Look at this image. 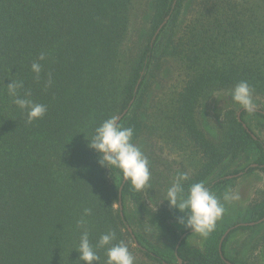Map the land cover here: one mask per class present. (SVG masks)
<instances>
[{
  "label": "trees",
  "instance_id": "16d2710c",
  "mask_svg": "<svg viewBox=\"0 0 264 264\" xmlns=\"http://www.w3.org/2000/svg\"><path fill=\"white\" fill-rule=\"evenodd\" d=\"M173 3L0 0V264H85L75 249L81 234L77 221L89 207L91 243L95 246L101 234L113 230L115 242L129 246L136 264H178V259L183 264H227L220 255L217 228L205 250L187 239L179 246L182 234L193 230L183 225L180 235L168 225L182 215L173 207L149 213L168 237L170 249L144 245L134 232L143 250L136 248L126 213L123 220L118 208L122 174L114 170L116 182L89 147L95 128L129 106L147 67L135 103L121 123L134 128V143L145 133L157 132L178 147L194 148L204 164L186 187L206 183L242 156L259 166L249 172H264V141L259 137L256 142L238 121L244 109L225 115L227 128L219 129L217 141L206 136L196 119L203 98L231 92L242 80L253 89L255 108L264 112V0H178L174 9ZM168 16L152 50V40ZM42 52L47 58L37 79L31 64ZM165 58L175 60L187 80L167 110L152 109L158 116L153 124L147 99ZM49 73L53 83L46 87ZM12 79L23 82L21 94L30 90L31 100L47 106L43 118L28 123L26 112L7 95ZM248 114L264 120L260 113L243 111V123ZM128 197L142 202L130 183L123 190L124 208ZM243 219H264V199L250 206ZM99 255L104 264L105 250ZM223 255L232 264H242L228 259L226 241Z\"/></svg>",
  "mask_w": 264,
  "mask_h": 264
},
{
  "label": "rangeland",
  "instance_id": "374dc122",
  "mask_svg": "<svg viewBox=\"0 0 264 264\" xmlns=\"http://www.w3.org/2000/svg\"><path fill=\"white\" fill-rule=\"evenodd\" d=\"M161 64L160 70L155 73L152 80L151 93L147 99V108L149 105L152 107L150 113H152L153 119L158 116L155 113L157 111L154 112L152 109L165 108L167 110V104L176 98L187 80L186 73L180 69V65L175 60L165 58ZM240 108L241 106L232 100L231 92H212L210 96L203 98L196 108L198 126L209 139L217 141L219 129L227 128L225 115L228 112L238 111ZM245 121L251 133L264 141V120L259 116L248 114L245 116ZM154 123H156V119L153 120ZM156 133H145L135 142L150 161L151 188L140 192L141 203L128 197L125 201L124 211L132 230L144 242V245L151 244L170 249L168 237L164 236L162 228L150 218L149 213L171 208L169 202L164 199L167 188L175 179L176 174L187 172L189 179H192L201 172L204 161L194 148L178 147V145L160 138ZM251 165L253 164L242 156L238 163L223 167L220 175L217 173L209 178L207 185L234 175L235 170L242 172ZM118 180L117 177L115 181L118 182ZM226 182L230 183L224 187L216 188V185L212 189L214 194L222 196L225 191L232 189L239 194V200L226 204L225 213L216 222L214 229L217 228L220 242L231 228L240 224L258 222L259 220L245 223L243 218L250 206L264 199V172L260 170L248 172L244 176L223 181L221 184ZM168 225L180 235L184 232V227L179 222L169 221ZM208 237L209 235L205 237L195 232L190 234L187 240L189 245L205 250ZM225 241L228 259L242 264H264V222L253 227L248 226L246 229H235ZM172 264L177 263L172 261Z\"/></svg>",
  "mask_w": 264,
  "mask_h": 264
},
{
  "label": "clouds",
  "instance_id": "9594fccd",
  "mask_svg": "<svg viewBox=\"0 0 264 264\" xmlns=\"http://www.w3.org/2000/svg\"><path fill=\"white\" fill-rule=\"evenodd\" d=\"M46 54L41 53L38 61L31 64V70L37 79L42 72V61L46 60ZM53 83L49 73L46 87ZM22 81L12 79V83L6 85L7 95L12 102L27 114L28 123H32L44 117L47 106L30 99V90H25ZM232 100L249 113L255 110L253 89L247 81L238 82L231 91ZM134 128L125 127L119 123L118 117L112 116L102 121L94 130L89 140V147L99 154L101 166L110 169L113 174L118 170L123 180L130 183L136 192H142L151 188V168L148 157L134 142ZM115 179L117 180V175ZM187 172H178L175 179L167 188L165 199L170 207L179 210L182 215L178 217L181 225L208 236L215 228L216 222L226 211V204L239 200V194L232 189L225 191L222 196L214 194L212 189L203 181L193 182L185 186L188 181ZM93 214L92 208H84L77 221L81 229L78 247L79 261L85 264H101L99 250L104 249L106 260L104 264H136V257L129 250V246L120 240L118 243L116 232L110 230L100 235L96 245L90 241L87 217Z\"/></svg>",
  "mask_w": 264,
  "mask_h": 264
},
{
  "label": "water",
  "instance_id": "95a60500",
  "mask_svg": "<svg viewBox=\"0 0 264 264\" xmlns=\"http://www.w3.org/2000/svg\"><path fill=\"white\" fill-rule=\"evenodd\" d=\"M177 1H178V0H174V3H173V9L175 8V6H176V4H177ZM171 13H172V12H171ZM170 16H171V15H170ZM170 16H168V17L166 18V20L163 22V24H162V25L160 26V28L157 30V32H156V34H155V36H154V38H153V40H152V44H151V49H152V50H153V47H154V45H155V43H156V40H157L158 36L160 35L161 31L163 30V28L165 27V25H166L167 22L169 21ZM150 55H151V54H150ZM148 63H150V59L147 60L146 65H148ZM147 73H148V69H147V67H145V68H144V71L142 72L141 77H140V79H139V81H138V83H137V87H136V89H135V94H134V98H133V100L130 102V104H129V106L126 108V110H125V111H124V112L118 117V121H119V123H121V122L124 120V118L128 115L129 111L131 110L132 106L134 105L135 100H136V98H137V95H138V93H139V91H140V87H141L142 83L144 82ZM243 111H246V110H243ZM243 111L239 112V114H238V121H239L240 123L243 124V127H244V128H245V129L251 134V136L253 137V139H254L256 142H259V139H258L253 133H251V131L249 130V128L247 127V125H246L245 123H243V121H242V113H243ZM253 113H260L261 115H264V112L259 111V110H257V109H255V110L253 111ZM258 167H259L258 165L253 164V165L249 166L248 168H246L244 171L240 172V173L237 174V175H232V176L225 177V178H223V179H221V180H219V181H217V182H214V183H212V184H210V185H208V186H209L211 189H213L217 184H219V183H221V182H223V181L230 180V179H235V178H237V177L244 176V175H246L251 169H255V168H258ZM126 184H127V182L123 181V184H122V186H121V188H120V191H119V203H118V208H119V210H120V214H121V217H122L123 220H126V219H125V215H124V207H123V190H124V187H125ZM263 222H264V219L259 220L258 222L251 223V224H240V225H237V226L231 228L230 230H228V232H227V233L225 234V236L222 238V240H221V242H220V246H219L220 255H221L222 259H223L227 264H232L231 262L227 261V260L225 259L224 255H223V244H224L226 238L228 237V235H229L231 232H233L235 229H238V228H241V227H248V226L253 227V226H255V225H259V224H261V223H263ZM125 224H126V226H127L128 231H129V232L132 234V236H133V239H134V242H135V246H136V248H138V249H140V250H143V247H142V246L139 244V242L137 241L136 236L134 235V231L132 230V228H131V226L129 225V223L125 222ZM193 233H195V232L191 231L190 233L183 234V235L181 236V239H180V242H179V246L181 245V243H182L184 240L188 239L189 234H193ZM179 246L177 247V249L179 248ZM176 254H177V253H176ZM178 264H183V261H182L181 259H178Z\"/></svg>",
  "mask_w": 264,
  "mask_h": 264
}]
</instances>
